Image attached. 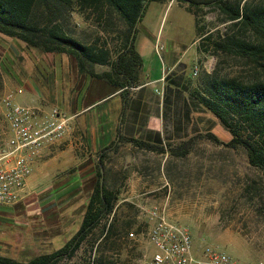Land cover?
I'll use <instances>...</instances> for the list:
<instances>
[{"label": "rangeland", "instance_id": "1", "mask_svg": "<svg viewBox=\"0 0 264 264\" xmlns=\"http://www.w3.org/2000/svg\"><path fill=\"white\" fill-rule=\"evenodd\" d=\"M229 2L242 4L243 0ZM247 2L254 6L264 5V0ZM156 5L150 3L143 17L149 30L157 32L159 28L163 38L174 34L170 31L180 30V35L175 37H180L183 44H190L194 40V31L189 20L176 21V7L162 18V8ZM73 9L67 27L72 29L71 34L80 43L87 45L95 34V12L92 9L79 11L75 5ZM194 16L205 25V32L210 33L213 40L223 39L233 35V32L235 38L250 44L262 40L261 35L252 31L241 32L234 28L231 32L230 22L216 8L205 7L196 11ZM111 17L114 25L122 23L118 16ZM109 28L112 34L113 28ZM109 36L107 42L112 43L115 36ZM10 41L0 36V78L5 83L12 80L13 74L21 77L22 68L26 66L24 62L29 59L25 51L19 49L18 40H13L19 45L14 44V47L20 55L13 57L15 63L10 65V53L14 55L9 47ZM203 42H198L204 52L202 73H198L199 68L194 71L190 64L184 74L186 81L201 78L203 94L200 101L205 96L204 79L207 75L220 79L236 77L242 81L261 77L257 63L262 59L258 56L250 58L242 55L240 50L238 53L234 50L230 53L215 50L213 45L205 50ZM3 96H0V110L2 99L7 95ZM116 102L118 100L102 105L99 111ZM0 120L7 132V123L3 117ZM240 133L245 137L243 130ZM2 138L0 146L7 140L4 136ZM222 138L228 139L225 142L221 140L223 143L230 141V136L225 134ZM165 156L147 152L139 166L144 180L118 181L119 193L113 212L101 224L104 232L100 234L101 227L94 230L72 259H63L58 264H145L154 252V247L148 242L151 223L146 216V211L153 206L163 207L171 222L186 227L199 251L204 246L216 245L244 264H264V173L250 166L245 150L239 145L228 148L204 139L186 157ZM113 166L120 175L127 171L120 164ZM44 170L43 176L36 182L39 191L36 190L31 203H24L21 199L12 205H0V255L25 262L37 254L61 248L77 231L83 213L82 205L90 189L83 185L87 179L81 181L83 187L78 190L80 181L76 174L64 180L53 167ZM141 183H146L143 194L131 196L128 193L129 184L135 186ZM76 188L78 191L75 193ZM157 188L160 189L155 190ZM47 198H51L50 202H44ZM30 205L38 207L36 214L27 212ZM110 224L111 237L104 242L103 234ZM130 234L134 236L130 237Z\"/></svg>", "mask_w": 264, "mask_h": 264}, {"label": "crops", "instance_id": "2", "mask_svg": "<svg viewBox=\"0 0 264 264\" xmlns=\"http://www.w3.org/2000/svg\"><path fill=\"white\" fill-rule=\"evenodd\" d=\"M152 3L161 6L162 18L167 11L176 7L175 20H189L194 40L188 45L183 44L180 37H175L180 35V30L170 31L174 34L163 38L159 28L157 32L150 31L143 18L136 26L133 47L141 65L131 71L135 76L131 85L124 83L121 74L117 75L113 69L118 56L125 51L123 23L117 26L113 23L107 25L102 22L104 18L101 17L102 21L95 19L94 38L87 44L92 49L85 70L79 69L74 57L68 54L27 49L24 43L17 41L21 46L19 49L25 51L29 59L24 62L26 66L25 69L22 68L21 77L13 74L8 83L0 78V96L11 94L15 104L33 106L42 111L58 107L70 118L62 141L45 149L34 161L23 193L24 203H31L36 190L39 191L36 187L37 180L43 176L44 168L48 169L50 166L64 180L76 174L80 181L77 188L81 190V181L92 176L101 152L112 142L114 146L108 150L106 160L127 169L121 178L125 181L144 180L139 166L144 162L147 152L156 154L140 148L132 140L159 146H176L194 135L208 132L221 137L218 139L224 142L228 140L222 138V134L229 135L202 106L201 78L186 81L184 76L190 64L194 71L199 68L198 73H202L204 52L198 43L201 36L197 33L194 14L189 11L187 4L178 0ZM112 16L117 17L114 13ZM110 26L113 28L112 34L108 30ZM109 35L115 36L112 43L107 42ZM71 37L78 41L73 35ZM10 43L9 47L14 51L13 56L10 53L12 65L15 63L13 57L20 53L14 47V44L19 46L18 43L13 40ZM114 100L118 102L99 111L102 105ZM2 117L3 108L0 110V118ZM2 136L8 140L12 134L8 127L7 132L4 131L0 120V140L3 139ZM120 138L130 142L119 143L115 148ZM129 186L128 193L131 196L140 195L146 183ZM158 189L160 188L155 190ZM51 198L44 202H50ZM27 212L36 214L38 207L30 205ZM193 249L194 256H200L201 250L195 244Z\"/></svg>", "mask_w": 264, "mask_h": 264}, {"label": "trees", "instance_id": "3", "mask_svg": "<svg viewBox=\"0 0 264 264\" xmlns=\"http://www.w3.org/2000/svg\"><path fill=\"white\" fill-rule=\"evenodd\" d=\"M171 0H0V36L10 40H18L29 49L43 53L68 54L74 57L78 68L85 70L90 59L91 47L76 41L71 36L67 25L73 12V6L79 11L92 9L95 19L112 24L111 15L114 13L125 25L124 42L125 51L118 56L113 64L115 73L121 74L124 83L131 85L134 82V68L141 65V60L135 53V34L130 43V37L135 26L144 17L146 8L152 2L163 3ZM187 4L190 12L205 7L216 8L225 14L230 22L231 32L234 28L241 32L252 31L261 35L262 40L254 44L237 39L233 35L213 40L210 33L205 32V25L196 19L197 33L200 40H204L205 50L213 45L215 50H222L242 55L258 56L262 59L257 65L261 77L254 80L242 81L240 78H218L207 75L204 79L205 96L201 98L203 106L216 118L218 123L230 136V141L223 143L212 133L197 134L190 137L180 145L159 146L148 142L132 140L140 148L156 154H167L174 158H183L194 150L201 140H208L216 145L235 148L241 146L245 152L250 166L264 173V5L254 6L247 0L242 4L230 3L229 0H178ZM41 10V11H40ZM40 11V13H38ZM102 17V18H101ZM67 22V23H65ZM104 23V24H105ZM128 45H130L128 47ZM237 47L239 49H234ZM117 74V75H118ZM130 79V81H128ZM123 84H121L122 86ZM120 86V85H119ZM243 130L246 134L240 131ZM130 142L120 138L115 148L122 142ZM114 142L101 152L98 162L94 166L92 176L83 183L88 190V197L83 203V213L77 231L64 245L50 253L37 254L28 261L22 262L10 257L0 255V264H58L63 259H72L83 243L100 228L104 232L102 222L111 216L116 202L119 185L122 178L119 171L114 170L113 164L108 162V150ZM112 151V150H111ZM112 233L111 224L103 234L106 242Z\"/></svg>", "mask_w": 264, "mask_h": 264}, {"label": "built area", "instance_id": "4", "mask_svg": "<svg viewBox=\"0 0 264 264\" xmlns=\"http://www.w3.org/2000/svg\"><path fill=\"white\" fill-rule=\"evenodd\" d=\"M2 108L12 134L0 146V205L8 206L23 198L34 161L62 141L70 118L58 107L42 111L15 104L11 94L2 99ZM146 216L151 223L148 242L154 247L146 264H244L216 245L202 247L200 256L195 257L191 233L171 222L161 206L151 207Z\"/></svg>", "mask_w": 264, "mask_h": 264}, {"label": "water", "instance_id": "5", "mask_svg": "<svg viewBox=\"0 0 264 264\" xmlns=\"http://www.w3.org/2000/svg\"><path fill=\"white\" fill-rule=\"evenodd\" d=\"M135 28H136V26L134 27V29H133V31H132V34H131V37H130V43H131V41H132V39H133V36H134V34H135Z\"/></svg>", "mask_w": 264, "mask_h": 264}]
</instances>
